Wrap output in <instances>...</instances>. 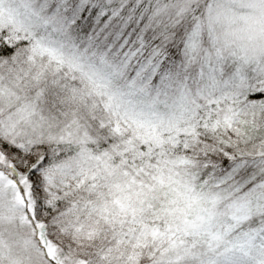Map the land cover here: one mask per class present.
<instances>
[{
	"label": "snow or ice",
	"instance_id": "obj_1",
	"mask_svg": "<svg viewBox=\"0 0 264 264\" xmlns=\"http://www.w3.org/2000/svg\"><path fill=\"white\" fill-rule=\"evenodd\" d=\"M0 264H264V0H0Z\"/></svg>",
	"mask_w": 264,
	"mask_h": 264
}]
</instances>
